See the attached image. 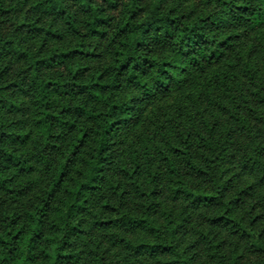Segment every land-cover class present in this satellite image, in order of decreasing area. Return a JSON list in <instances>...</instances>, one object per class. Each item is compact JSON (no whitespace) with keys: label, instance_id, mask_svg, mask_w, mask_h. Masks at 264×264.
Here are the masks:
<instances>
[{"label":"trees","instance_id":"obj_1","mask_svg":"<svg viewBox=\"0 0 264 264\" xmlns=\"http://www.w3.org/2000/svg\"><path fill=\"white\" fill-rule=\"evenodd\" d=\"M185 1L0 0V197L48 177L37 201L0 210V264H246L239 241L264 264V0ZM106 51L103 68L80 61ZM144 110L152 143L113 157Z\"/></svg>","mask_w":264,"mask_h":264},{"label":"rangeland","instance_id":"obj_2","mask_svg":"<svg viewBox=\"0 0 264 264\" xmlns=\"http://www.w3.org/2000/svg\"><path fill=\"white\" fill-rule=\"evenodd\" d=\"M198 4V0H188L185 1L183 6H187V7H191L196 6ZM208 9L210 7H207ZM188 9V8H187ZM113 15H117L116 10L115 11H111ZM99 42L100 39L95 38L94 42ZM92 41V43H94ZM98 45V43H96ZM96 46V45H95ZM96 48V52L102 50H107V43L105 40H102L99 43V47H95ZM76 57V56H75ZM75 57H73L72 61L69 63V66H67V61H65L64 64H62L61 68L66 69V70H70L72 71L73 69H75L76 64L75 62ZM81 62H88L92 67H94L93 69H100L103 68V66L105 64H107L109 62V54L108 52H103V54H100L99 57H92L90 59H80ZM69 62V61H68ZM16 98H18V96H16ZM20 100H22L21 98L24 99V102L29 100L28 95H21V97H19ZM171 98H167V103H171ZM25 104V103H24ZM152 106H150L149 109H151ZM158 110L160 111V108H158ZM148 111V110H147ZM146 110H144V114H146L147 112ZM155 112V111H154ZM147 113V117H146V123H144V125L142 124V127H137V126H133L131 125L130 127H125V124L123 127H121L115 136V142L113 143V145L111 146V150L112 152L110 154L114 156H118V159L121 157L122 159H124L125 161L128 159L129 160V156L127 153V149H129V147L131 145H133V147L136 149L137 148V154L138 156L141 158L142 155V151H141V147H142V139L144 141H147L148 144L152 143V138L154 136V132H155V126H157L158 123V116H155V113ZM5 118L3 119L5 122H8L10 120H16L18 119V116L24 114L23 116H26V112H23L20 114H18V112H12V113H8L5 112ZM8 120V121H6ZM20 132L22 133H27L29 126L27 124H23L20 128H19ZM31 130L33 131L31 135H34V130L31 128ZM157 133V131H156ZM35 136V135H34ZM157 140V138H155ZM158 141V140H157ZM156 141V142H157ZM118 142V143H117ZM19 150H25L27 148L32 149L33 148V144L32 142L29 140L28 142H26L25 144L19 145ZM150 155V154H149ZM153 154H151L152 156ZM117 160V158H116ZM37 168H41V166H36ZM116 169L118 168V165H115ZM115 168H113V164L108 166L107 169L105 170V174L107 175V177L105 176L106 180H112L113 182H119L122 185L124 184L125 180L123 178V175L121 173V171L116 170ZM47 176L45 172H42V169H33L30 173L26 174L25 176L22 177V183L25 182H32L33 186L30 192H28L26 195H24L20 201H13L11 199V197H8L7 200L4 199V197H0V210H2L3 208H6V210H18V212L22 211V209H24L25 205L31 204V202L33 201H37L38 196L41 193L42 188L45 186V183L47 181ZM131 190V189H129ZM103 191L106 195H108L109 193V189L106 188L101 190ZM4 199V200H3ZM91 206L95 207L94 210H97L98 207V203L96 201V203H93L90 201ZM96 204V205H95ZM97 206V207H96ZM93 220H94V216L92 213L88 214L87 216V220L88 224H89V228L92 230L90 232V236L89 238H91V244H93L95 238H97L98 236L101 237V235H103V232H100L99 229L94 228L93 227ZM257 227L260 226H264V215L261 219L258 220L257 222ZM105 236V235H103ZM220 238H224L226 240V244H228L229 246L234 245V243L238 242V237L235 236L234 234L227 232L225 230H220L219 231V236ZM189 238L193 239V235H189ZM191 239H189V241H191ZM80 243V242H78ZM238 244V243H237ZM239 250H243V262H245L246 264H249L252 260L256 259L257 255L255 253L250 252L249 250H245L244 249V245L242 242L239 241L238 244ZM205 252H207L206 250H204ZM203 250L201 252H203L201 254V258L206 259L207 255H205V252ZM109 254V253H108ZM117 258L116 253L114 252V250H112V252H110V254L107 256L108 260H115Z\"/></svg>","mask_w":264,"mask_h":264}]
</instances>
